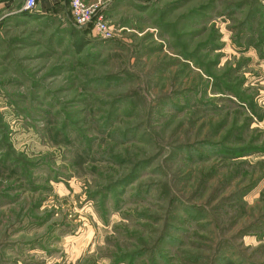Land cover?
Returning <instances> with one entry per match:
<instances>
[{"label": "rangeland", "instance_id": "374dc122", "mask_svg": "<svg viewBox=\"0 0 264 264\" xmlns=\"http://www.w3.org/2000/svg\"><path fill=\"white\" fill-rule=\"evenodd\" d=\"M115 1L0 0V264H264V0Z\"/></svg>", "mask_w": 264, "mask_h": 264}, {"label": "built area", "instance_id": "2783aa9c", "mask_svg": "<svg viewBox=\"0 0 264 264\" xmlns=\"http://www.w3.org/2000/svg\"><path fill=\"white\" fill-rule=\"evenodd\" d=\"M107 3L97 0L89 4L86 0H69L70 13L74 24L79 28L93 26L100 36L109 40L113 37V29L106 13ZM37 8V0H25L23 12L33 13Z\"/></svg>", "mask_w": 264, "mask_h": 264}, {"label": "crops", "instance_id": "0c3cea01", "mask_svg": "<svg viewBox=\"0 0 264 264\" xmlns=\"http://www.w3.org/2000/svg\"><path fill=\"white\" fill-rule=\"evenodd\" d=\"M97 0H86L87 3L92 4ZM106 5V13L112 16L117 12V5L115 0H104ZM116 6V7H115ZM32 14L41 17H59V15H70L69 0H37V8Z\"/></svg>", "mask_w": 264, "mask_h": 264}, {"label": "trees", "instance_id": "16d2710c", "mask_svg": "<svg viewBox=\"0 0 264 264\" xmlns=\"http://www.w3.org/2000/svg\"><path fill=\"white\" fill-rule=\"evenodd\" d=\"M23 17H32V16L30 14H24ZM71 19H73V18H71ZM69 26L70 27H69L68 31H69L70 37L73 40V44L77 47V51L82 52L83 51V48L85 46H87V39H86V37H85V35H84L83 32L86 31L87 29H90L91 27L90 26H87V27H84V28H79L74 23L73 24H70ZM133 177H134V175H129V176L125 177L123 179V183L122 184H125L126 182H129ZM143 255H144V253H142V252L137 253V258L136 259L141 258ZM158 257L161 260H165V258L162 257V256L161 257L158 256ZM155 259H157V258H155ZM126 260L131 261L132 260V257L131 256L130 257H127Z\"/></svg>", "mask_w": 264, "mask_h": 264}]
</instances>
